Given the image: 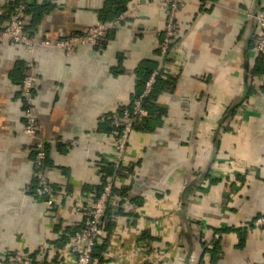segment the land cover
<instances>
[{"label":"crops","instance_id":"0c3cea01","mask_svg":"<svg viewBox=\"0 0 264 264\" xmlns=\"http://www.w3.org/2000/svg\"><path fill=\"white\" fill-rule=\"evenodd\" d=\"M48 1L32 35L52 45L0 40V255L64 247L82 224L77 205L118 175L116 224L95 264H264V225L245 226L264 215V55L253 47L264 0H187L167 56L161 0ZM103 18L120 22L97 44L72 53L56 45ZM154 66L148 123L114 174L108 114L131 102ZM28 74L55 207L31 190Z\"/></svg>","mask_w":264,"mask_h":264},{"label":"built area","instance_id":"2783aa9c","mask_svg":"<svg viewBox=\"0 0 264 264\" xmlns=\"http://www.w3.org/2000/svg\"><path fill=\"white\" fill-rule=\"evenodd\" d=\"M186 1L161 0V3L166 5L169 11L166 31L162 36L160 45L162 56L169 54L172 42L178 34V17ZM4 10L3 2L0 0V15L4 13ZM27 18L28 14L25 5L23 3L18 4L12 11L6 28L0 32V40L9 38L30 46V49H33L39 43L52 45L53 41L50 39L39 41L31 37L26 30ZM256 18L260 31H257L253 36V47L256 53L264 55V8L259 10ZM119 22L120 19L101 21L96 25H92L84 34L71 35L55 43L65 48L68 53H72L79 45L97 44L101 37ZM159 74V68L153 71L145 84L142 94L138 98L131 100V106L125 107L121 112L113 111L109 115L113 126L110 132L113 151L109 162L115 168L126 166V156L129 152L130 140L136 130V121L143 119L148 114L143 104V98L153 91ZM36 80L37 77L34 74H28L22 82V89L25 93L27 104V125L25 131L35 139L36 155L34 163L37 177L35 190L38 197L44 199L50 207H55L57 202L54 195V186L46 168L47 143L38 132L37 118L34 113L36 100L33 95V89ZM117 180L118 175H115L114 179H108L102 192L94 199L77 205V210L82 215V224L73 235L69 236V241L64 247H60L53 242L51 244H42L36 257L25 255L22 249H14L11 253L0 255V264H95V249L103 242L105 235L108 234L104 227V219L107 208L112 202L114 190L117 188ZM252 224L264 225V215L258 216L254 221L246 223L245 226H252Z\"/></svg>","mask_w":264,"mask_h":264},{"label":"trees","instance_id":"16d2710c","mask_svg":"<svg viewBox=\"0 0 264 264\" xmlns=\"http://www.w3.org/2000/svg\"><path fill=\"white\" fill-rule=\"evenodd\" d=\"M20 3H23L25 5L27 14L31 15L30 16L31 20H30L29 24L28 23L26 24V30L33 37L34 35H32L33 34L32 31L35 32L36 27H38V25L42 21L44 15L51 9L52 5H51L50 1H48V0L44 1L42 3L38 2L37 0H8L6 5H4V9H5L4 13L0 15V32H2L6 28V26L8 24V20H9V18L11 16L12 11ZM108 20H112V19L103 18L102 21H108ZM258 55L262 56L263 54L259 53ZM155 67L156 66L152 67V69H150L149 71L145 72V75L143 76L144 80L142 81V88L138 91L137 94H135L132 97V99L138 98L142 94L147 80L149 79V77L153 73V71L155 69H157V67L156 68ZM25 76L26 75H24L23 80H24ZM23 80H22V82H23ZM159 82H160V78L157 79V81H156L157 84L155 83L153 91L148 96H145L143 98V101H144L143 104H144L145 108L147 109V111H148L149 102L151 101V98L153 97V94H154V92L156 90V87L159 84ZM131 105H132V102H130L129 104L125 105L124 107H122L118 111L121 112V111H123L125 109V107H129ZM110 114L111 113L108 114V130L111 132L113 126H112V123H111V119L109 118ZM148 120H149V117L147 118V116H146L143 119L136 121V124H135L136 128H138V127L145 128L147 123H148ZM123 169H124V166L119 167V168L112 167L111 169H109V171L114 173V174H119ZM36 185H37V180H36V184H34L31 187V190L34 191V193H36V195L38 196V194H37V192L35 190L36 189ZM116 215H117V213H116V210H115V206H113V204H109V206L107 208V211H106V216H105V219H104V227H105V229L107 230L108 233H111L112 229L115 227L116 222H115L114 219H115ZM77 229H75L73 231V233ZM140 236H145V232L144 233L142 232V234ZM102 251H103L102 247H99V246L96 247L95 252H94L95 260H96V258L97 259L101 258ZM101 260H102V258H101Z\"/></svg>","mask_w":264,"mask_h":264}]
</instances>
